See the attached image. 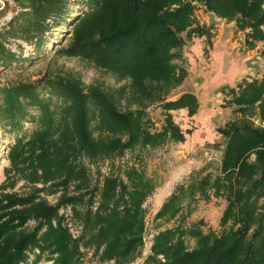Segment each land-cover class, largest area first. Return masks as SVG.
I'll list each match as a JSON object with an SVG mask.
<instances>
[{"label":"trees","instance_id":"obj_1","mask_svg":"<svg viewBox=\"0 0 264 264\" xmlns=\"http://www.w3.org/2000/svg\"><path fill=\"white\" fill-rule=\"evenodd\" d=\"M15 1L20 11L0 35L33 44L40 58L45 35L70 15L69 0ZM193 3L234 22L245 44L264 47V0H83V9L65 22L69 44L52 54L89 62L126 85L84 89L78 77L46 73L33 82L0 83V128L13 140L0 185V264H36L44 254L54 264H84L80 246L92 249L99 263L136 259L143 247V204L156 189L143 155L184 143L190 130L183 132L171 112L193 117L199 108L190 92L166 99L186 77L172 63L180 56L174 50L184 45L182 34L206 35L194 22ZM32 60L0 42L2 69ZM227 94L241 120L217 130L225 139L217 172L193 171L175 185L154 215L174 225L155 231L143 264H264V77L242 80ZM153 104L164 113L158 131L148 124L146 109ZM255 112L259 125L245 119ZM126 152L134 154L131 163L117 172L96 171L93 181L91 164ZM18 182L26 192L8 190ZM58 191L55 205L40 196ZM213 199L226 203L221 229L205 233L202 219H188L200 201ZM68 206L81 226L75 240L58 214Z\"/></svg>","mask_w":264,"mask_h":264},{"label":"rangeland","instance_id":"obj_2","mask_svg":"<svg viewBox=\"0 0 264 264\" xmlns=\"http://www.w3.org/2000/svg\"><path fill=\"white\" fill-rule=\"evenodd\" d=\"M83 0H69L68 12L70 15L56 24L50 35H45L40 58L35 54V46L26 44L23 41L6 34L0 35V42L22 58L33 59L18 62L7 69L0 67V83L33 82L43 74L52 76H74L81 80L84 89L96 85L105 90L118 89L126 85L125 81L119 80L116 76L109 74L93 64L78 58L60 57L52 54V48L65 47L70 41L71 27L65 22L76 14V11L83 9ZM194 22L203 27L206 35L202 37L194 36L187 39L182 34L184 45L177 53L180 55L172 61L176 68H183L186 77L174 88L166 97L168 100L177 98L180 92L193 93L199 103L197 113L193 117H188L186 110L171 112L172 119L184 132L190 130V134L185 135L184 143H169L166 146L148 150L142 158L144 167L149 176L156 182V189L143 204L145 231L143 234V247L139 251L136 259L129 264H142L150 254L152 238L148 235L155 233L157 229H164L174 225V222L164 224L154 220V215L160 208L161 202L169 196L176 184L184 181L193 171L205 169L206 173L215 174L217 172L225 139L217 132L226 123L241 120V115L233 112L234 106L228 105L230 95L227 94L230 88H235L242 80L260 79L264 77V47L261 42L255 43L253 47L245 44L244 32L238 31L234 22L226 21L214 16L206 11L201 4L193 3ZM20 11L15 0H0V31L8 24L12 17ZM210 41V45H208ZM54 42H57L54 46ZM245 69L244 71H242ZM251 69V70H250ZM250 71V72H249ZM124 103V102H123ZM121 103L120 109L124 110ZM149 129L158 131L164 121V113L157 104H153L146 109ZM245 119L259 125L255 116H246ZM13 142L12 136L7 130L0 128V185L4 181V168L9 163L6 159L7 147ZM134 154L126 152L122 157H115L105 161H98L91 164V176L93 181L97 179V172L107 174L117 166L125 162L132 161ZM86 164L87 161H85ZM41 188V185H37ZM8 190L22 194L27 191L22 182H18L13 189ZM165 191V192H164ZM61 191L54 194L44 192L40 196L49 204L55 205ZM159 197V198H158ZM160 199V200H159ZM226 203L222 200H211L209 203L200 201L196 210L191 214L188 223L203 220L202 230L206 233L220 231L219 218ZM96 206V205H95ZM69 207V206H68ZM66 208V207H61ZM59 216L63 219V224L67 228L72 239H77L81 234V226L73 219L71 213L72 226H67L63 214ZM70 208V207H69ZM95 208V207H94ZM71 212V209H70ZM33 226L31 222L29 228ZM75 237L73 234L76 232ZM189 244L193 246L191 240ZM81 259L84 264H113V262L99 263L92 257V249L80 246ZM33 258V257H32ZM31 258V261H32ZM36 264H54L49 255L44 254Z\"/></svg>","mask_w":264,"mask_h":264},{"label":"built area","instance_id":"obj_3","mask_svg":"<svg viewBox=\"0 0 264 264\" xmlns=\"http://www.w3.org/2000/svg\"><path fill=\"white\" fill-rule=\"evenodd\" d=\"M60 214H63V216H64V218L66 220L67 226L68 225L69 226H72L73 225L72 222H71V212H70V208L69 207L61 208L60 209ZM76 234H79V231H78V233L76 232L75 234H73V237H75ZM148 236L152 238L153 233H151V235L149 234Z\"/></svg>","mask_w":264,"mask_h":264},{"label":"crops","instance_id":"obj_4","mask_svg":"<svg viewBox=\"0 0 264 264\" xmlns=\"http://www.w3.org/2000/svg\"><path fill=\"white\" fill-rule=\"evenodd\" d=\"M245 69H243L242 71H244ZM251 70V69H250ZM250 72V71H249ZM249 80V79H248ZM182 93H185V91H182V92H180L178 95H180V94H182ZM160 205H162V202H161V204ZM43 257V256H42ZM42 257H41V259H42ZM143 260V259H142ZM142 260H141V264H142Z\"/></svg>","mask_w":264,"mask_h":264},{"label":"bare ground","instance_id":"obj_5","mask_svg":"<svg viewBox=\"0 0 264 264\" xmlns=\"http://www.w3.org/2000/svg\"><path fill=\"white\" fill-rule=\"evenodd\" d=\"M165 192V191H164ZM159 198V197H158ZM160 200V199H159Z\"/></svg>","mask_w":264,"mask_h":264}]
</instances>
